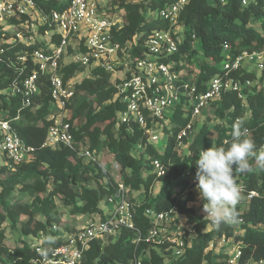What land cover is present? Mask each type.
Segmentation results:
<instances>
[{"label":"trees","instance_id":"1","mask_svg":"<svg viewBox=\"0 0 264 264\" xmlns=\"http://www.w3.org/2000/svg\"><path fill=\"white\" fill-rule=\"evenodd\" d=\"M57 0H41L40 8L49 12L56 7ZM171 0H143L121 2L123 24L112 31L113 40L124 44L136 35L142 41L154 29H168L174 25L166 20L149 19L153 12ZM264 0H252L242 5L241 0H189L176 19L175 25L182 27L185 34L178 44V52L167 59L173 62L172 69L180 77L178 86L183 90L185 84L195 85L204 90L207 82L216 74L222 76L223 70L218 63L223 57L224 43L232 45V52L260 50L264 47V32L256 31L252 20H258L264 27ZM44 26L38 31L43 32ZM29 28L25 18H10L7 27L0 25V45L3 48L0 59V108L16 127L22 140L34 147L33 158L9 168L0 164V172L7 176L0 179V264H30L38 255L30 243L44 234L41 245L46 253L64 242L63 237L52 239L56 234L50 230L52 223L59 224L62 217L61 207L69 214H103L99 203L105 194L113 191L112 177L108 164L93 163L98 168L95 184H87L86 177L93 176L84 159L69 147L60 144L55 148L43 146L46 132L52 123L50 114V95L47 81L40 85L39 93L30 104H24L20 94L11 93V88L20 85L22 80L35 68L32 51L41 47L38 41L25 42L15 39L16 32L27 35ZM194 36V38L192 37ZM199 41L202 60L196 76L188 73V62L194 65L198 57L194 39ZM78 63L62 64L64 79L81 73ZM187 70V71H186ZM264 71V69H263ZM235 79L254 81V74L236 70L230 73ZM111 74L100 68L91 69L89 75L74 83V96L68 104L67 121L70 133L77 143L88 147L92 152L108 150L118 165L120 180L130 191H141L142 201H134V219L137 230L121 229L116 239L105 242L102 239L90 241L84 250L79 264H132L136 257L142 256L141 264H163L166 255L168 264H229L228 253H213L208 249L209 241L216 238H232L240 244L241 256L237 264H264V170L251 166L244 172L241 183L246 190L256 188L258 195L250 199L247 209L238 217L244 220L241 235L235 234L234 224L222 225L219 229L203 232L207 221L201 217L191 204L194 193L190 181L183 176L186 170L194 172L193 162L201 150L210 147H225L231 141L232 127L242 122L249 130L246 138L255 143V151L264 144V74L258 84L245 88L246 107L233 91L222 96L216 107L212 126L203 124L188 143L185 151L177 149L176 134L189 117L183 115L190 111L188 97L183 96L171 115L173 127L163 152L157 151L148 142L143 128L124 123L118 114L125 110L126 102L114 96L115 87ZM186 106V109L183 106ZM215 106V104H213ZM17 119H14L16 115ZM210 120V117H208ZM239 118V120H237ZM218 119H222L218 122ZM209 122V121H208ZM214 122V123H213ZM137 155L133 153L138 148ZM159 158L165 172L157 175L152 170V160ZM106 178V182L101 180ZM240 179L236 178L238 184ZM239 180V181H238ZM160 184L154 198H150L153 185ZM112 185V187H111ZM152 206L156 211H172L183 215L186 223L196 236L188 244L185 239L183 253L175 258L173 251L164 250L165 245L146 242L143 238L150 223L143 212ZM5 226L17 231L19 243L9 247L6 243ZM74 228L67 229L72 231ZM140 236L137 241L135 238Z\"/></svg>","mask_w":264,"mask_h":264},{"label":"built area","instance_id":"2","mask_svg":"<svg viewBox=\"0 0 264 264\" xmlns=\"http://www.w3.org/2000/svg\"><path fill=\"white\" fill-rule=\"evenodd\" d=\"M41 0H0V25L7 27L10 18H25V25L29 28L27 35L16 32L15 39L25 42L41 43L32 51V60L35 68L27 75L20 85L13 86L11 93H18L24 104H30L39 93L40 85L47 81L50 95V114L52 123L49 125L43 146L55 148L63 144L74 150L76 154L89 163H96L94 152L87 146L77 143L70 133V123L67 121L68 104L74 96V83L82 76L76 73L64 79L62 72L63 64L78 63L80 66L95 69L100 68L111 74V83L115 87L114 96L126 102L125 110L118 116L124 123H133L145 130L149 143L158 140L157 128H164V120L171 123V115L175 107L181 102L183 96L188 97L190 111L183 115L189 117L187 122L178 129L176 134L177 149L181 153L186 149L188 143L194 136V118L201 115L209 106L220 105L222 96L228 91L236 93L241 105L246 107L245 88L252 85L250 79H235L230 75L236 70L244 72L253 71L251 67L262 71L264 69V47L260 50H242L232 52V45L224 43L220 67L224 72L220 76L214 75L204 90H198L195 85L187 83L186 89L178 86L180 80L177 71L172 69L173 62L167 58L178 52L180 43L178 33L172 27L168 29L151 30L142 41H137L135 35L132 40L120 44L113 40L112 31L119 28L124 18L118 16L120 3L126 0H66L61 9H51L45 12L40 8ZM189 0H171L163 7L149 12V19L166 20L174 25L180 12ZM252 0H241L242 5H248ZM131 2V1H129ZM136 2V1H135ZM264 11V6H263ZM39 26H44L43 32H39ZM194 38V36H192ZM3 48L0 45V59ZM64 59H67L64 61ZM186 109V106H183ZM17 114L14 119H17ZM239 120V118L237 119ZM170 124V128L173 127ZM249 130L247 129V133ZM257 152H264V144ZM34 147L26 144L20 137L16 127L7 116V111L0 108V157L11 168L13 165L28 162L33 158ZM194 172L186 170L183 174L190 181L192 187H196L195 173L197 171L195 161ZM152 170L157 175L165 172L164 164L159 158L152 160ZM244 204H238L240 212L247 209V205L253 197L258 195L256 188L246 190L239 182ZM192 189V188H191ZM129 187L117 182L110 194L102 198L106 209L103 214L93 217L86 225L75 227L69 232H59L58 225L52 223L50 230L56 232L52 239L63 237L64 242L53 247L46 253L41 245L44 234L40 233L30 243L37 257L30 264H79L83 252L89 247L90 241L112 237L116 239L121 229L137 230L134 219V204L129 196ZM199 196V194L197 195ZM199 198V197H198ZM191 201L196 212L207 221L211 229L216 227L203 212V203ZM197 205H196V203ZM206 203V202H205ZM150 227L144 240L146 242L165 245L172 248L173 256L179 257L185 247L184 229L175 223L172 211H156L152 206L147 207L144 212ZM244 223L242 217H238L236 223ZM231 224V225H232ZM187 228V227H186ZM187 230V229H186ZM192 230V229H191ZM193 231V230H192ZM138 236L135 240H139ZM226 240L220 237L219 240ZM230 239V238H229ZM228 239V240H229ZM190 244V242H188ZM213 240L209 241L212 246ZM208 248L211 249V247ZM46 253V255L44 254ZM228 263L237 264L240 256V244L237 243L232 252L228 253ZM142 256L136 257L132 264H141Z\"/></svg>","mask_w":264,"mask_h":264},{"label":"rangeland","instance_id":"3","mask_svg":"<svg viewBox=\"0 0 264 264\" xmlns=\"http://www.w3.org/2000/svg\"><path fill=\"white\" fill-rule=\"evenodd\" d=\"M126 1H131V2H135V1H143V0H126ZM64 2H66V0H57L56 1V7H59L61 6ZM116 14L118 16L121 15V12L119 13L118 11H116ZM259 21L260 19L258 20H252L250 21V24L253 25V28L256 30V31H259V32H264V27H262L260 24H259ZM174 31H176L178 33V36H179V39H182V37L185 35L183 32H182V27L181 26H177L174 24V26L172 27ZM193 45H194V48L196 49V54L198 57L195 58V62L193 63L194 65L190 66V63L188 62V66L187 69H188V73L190 74V76H196L197 73H198V66L200 65L201 63V60H202V52L201 50L199 49L200 48V45H199V41L195 38L194 41H193ZM67 59H64V61H66ZM64 62L62 61V64ZM252 71H253V74L255 76L254 78V81L252 83V85L254 83L258 84V80H259V77H261L263 74H264V71H260V70H257L253 67L250 68ZM81 73L80 74L82 77L84 76H87L89 75V72H90V69L88 68H85V67H82L81 68ZM187 71V70H186ZM251 85V86H252ZM262 85L264 87V81H262ZM215 109L216 107L213 106V104L211 106H209V108L207 110H204L203 113L197 117L194 118L193 122H194V126H195V129H194V135L195 133L198 131V129L203 125V124H206L208 125L209 127L212 126V122H211V118L214 117V114H215ZM69 114V112H67ZM67 114V115H68ZM210 117V120H208ZM215 119V118H213ZM209 121V122H208ZM222 119H218V122H221ZM214 123V122H213ZM164 126H166V130H170V124L167 120H164ZM156 133L158 135V140L155 141V142H152L151 145L159 152H163L164 149H165V145L168 141V137L170 135V132H167L164 130V128H157L156 129ZM139 149L140 147L138 148H135L133 153L135 155L138 154L139 152ZM182 151H185V150H182ZM96 155V158H97V161L100 165H104L105 163L108 164L109 166V174L110 176L112 177V184H116L119 180H120V174H119V171H118V165L117 163L114 161L113 159V155L106 149H103L102 152H99V153H95ZM4 159L2 157H0V164L2 163ZM85 163L89 166L88 168H90V171H91V174H94L93 176H88L86 177V183L87 184H95V179H96V175L95 173L98 171V168H96L94 164L92 163H89L87 160H84ZM250 165L253 166V167H256V163H255V159H250L249 161ZM151 172H153V170H151ZM7 172H4V173H1L0 172V179H3L7 176ZM243 173L239 172L238 170H234V180L236 178L240 179L242 177ZM103 183L108 181L106 180V178H103L101 180ZM239 181V180H238ZM240 182H241V179H240ZM112 187V185H111ZM160 187V184L159 183H156L155 185H153L152 189L150 190V193H151V196L150 198H154L155 194L157 193L158 189ZM192 190L195 192V201H198L199 200V196H197L199 193L198 191L196 190V187H192ZM129 196H130V199L132 201V203H134V201L136 203H139L140 201H142V198H143V195H142V192L141 191H129ZM242 196V195H241ZM57 203H58V206L61 207V211H62V217L60 218V223L58 225V228H59V232H62V233H65L66 231H68L67 229H69L71 227L72 228H75V227H81L83 225H86L87 222L90 221L91 219V216L86 213V214H69L68 210L64 207H62V205L60 204L59 202V199L57 198L56 199ZM196 203V202H195ZM238 204H241L243 205L244 204V199H243V196L241 198V201L238 203ZM237 204L236 206V209H242L243 206L239 207ZM189 205H192L193 204H189ZM197 205V203H196ZM99 207L100 208H105V204L104 202L100 201L99 203ZM179 220H182L180 222H182V224H180V228L181 229H184V236L185 238L188 240V242H190V239L192 240L196 234L191 230V225L187 224L182 218H178V220L176 221L175 220V223L178 222L179 223ZM185 222V224H184ZM235 225V229H234V233L235 234H239L241 235L243 233L242 231V228H243V225H238V224H234ZM8 226H5L4 230H5V233H6V243L9 245V247H13L14 245L18 244L19 243V233L15 230L11 231L9 228H7ZM187 227V228H186ZM187 229V230H186ZM211 230V227L208 226L206 224L205 228H203V232H206V231H209ZM110 239H112V237H107V238H104V241L107 242L109 241ZM236 246V243L233 242L232 238H230L229 240L227 239L226 240H219V238H216L213 240V244L212 246L209 245V247H211V250L213 253H221V252H227V253H231L233 248ZM172 248H169L167 246H165L164 250H170ZM210 249V248H208ZM171 260V258L168 257V255H166V258L164 259V262L163 264H168L169 261Z\"/></svg>","mask_w":264,"mask_h":264},{"label":"clouds","instance_id":"4","mask_svg":"<svg viewBox=\"0 0 264 264\" xmlns=\"http://www.w3.org/2000/svg\"><path fill=\"white\" fill-rule=\"evenodd\" d=\"M247 129L242 122L233 125L231 141L225 147H210L199 151L195 161L196 190L204 201L203 212L219 229L222 225L236 223L237 204L241 201V189L234 180V170L251 171L250 159L264 170V152L255 151V143L246 138ZM206 202V203H205ZM46 255V253H44Z\"/></svg>","mask_w":264,"mask_h":264},{"label":"crops","instance_id":"5","mask_svg":"<svg viewBox=\"0 0 264 264\" xmlns=\"http://www.w3.org/2000/svg\"><path fill=\"white\" fill-rule=\"evenodd\" d=\"M193 193H194V196H195V192L193 191ZM103 211H104V209H106V207L105 208H101ZM90 216H91V218H93V217H98L99 215L97 214V213H92V214H89ZM178 218H182L185 222H186V218L183 216V215H180V214H174V219L177 221L178 220ZM180 221H182V220H179V223L178 222H176V224L178 225V227L180 228V224H182V222H180ZM185 222H184V224H185ZM186 225V224H185Z\"/></svg>","mask_w":264,"mask_h":264}]
</instances>
